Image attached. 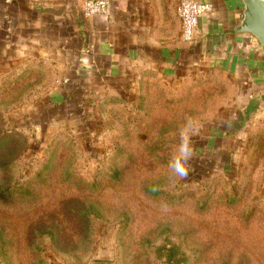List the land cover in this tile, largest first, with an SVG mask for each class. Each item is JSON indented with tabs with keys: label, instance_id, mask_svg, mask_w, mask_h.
<instances>
[{
	"label": "rangeland",
	"instance_id": "rangeland-1",
	"mask_svg": "<svg viewBox=\"0 0 264 264\" xmlns=\"http://www.w3.org/2000/svg\"><path fill=\"white\" fill-rule=\"evenodd\" d=\"M57 74L0 73V264H264V119L207 151L237 91L226 73L150 74L74 120L47 106Z\"/></svg>",
	"mask_w": 264,
	"mask_h": 264
},
{
	"label": "crops",
	"instance_id": "crops-1",
	"mask_svg": "<svg viewBox=\"0 0 264 264\" xmlns=\"http://www.w3.org/2000/svg\"><path fill=\"white\" fill-rule=\"evenodd\" d=\"M84 1L0 0V73L27 59L49 64L58 74L47 106L73 120L88 116L97 97L129 96L150 74L172 80L226 73L237 91L212 125L207 150L222 154L264 119V49L251 32L237 31L242 0H200L213 11L199 18L189 43L181 38L179 0H111L107 14L93 16L84 13Z\"/></svg>",
	"mask_w": 264,
	"mask_h": 264
},
{
	"label": "built area",
	"instance_id": "built-area-1",
	"mask_svg": "<svg viewBox=\"0 0 264 264\" xmlns=\"http://www.w3.org/2000/svg\"><path fill=\"white\" fill-rule=\"evenodd\" d=\"M111 0H85L83 11L89 16L107 14L111 7ZM213 5L200 0H179V16L182 21V41L192 42L195 37L199 18L211 13Z\"/></svg>",
	"mask_w": 264,
	"mask_h": 264
},
{
	"label": "water",
	"instance_id": "water-1",
	"mask_svg": "<svg viewBox=\"0 0 264 264\" xmlns=\"http://www.w3.org/2000/svg\"><path fill=\"white\" fill-rule=\"evenodd\" d=\"M244 18L237 31L251 32L264 49V0H242Z\"/></svg>",
	"mask_w": 264,
	"mask_h": 264
},
{
	"label": "clouds",
	"instance_id": "clouds-1",
	"mask_svg": "<svg viewBox=\"0 0 264 264\" xmlns=\"http://www.w3.org/2000/svg\"><path fill=\"white\" fill-rule=\"evenodd\" d=\"M192 157V149L189 143L186 129L180 131V144L178 151L169 162L170 170L179 177H187L189 172L188 161Z\"/></svg>",
	"mask_w": 264,
	"mask_h": 264
},
{
	"label": "trees",
	"instance_id": "trees-1",
	"mask_svg": "<svg viewBox=\"0 0 264 264\" xmlns=\"http://www.w3.org/2000/svg\"><path fill=\"white\" fill-rule=\"evenodd\" d=\"M40 63H42V62H40ZM209 71H210V70H209ZM216 72H219V71H216ZM219 73H221V72H219ZM51 234H53V232H52Z\"/></svg>",
	"mask_w": 264,
	"mask_h": 264
}]
</instances>
